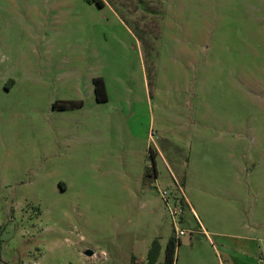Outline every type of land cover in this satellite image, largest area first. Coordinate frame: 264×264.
I'll use <instances>...</instances> for the list:
<instances>
[{
    "label": "rangeland",
    "instance_id": "374dc122",
    "mask_svg": "<svg viewBox=\"0 0 264 264\" xmlns=\"http://www.w3.org/2000/svg\"><path fill=\"white\" fill-rule=\"evenodd\" d=\"M171 237L173 264H264V0H0V264Z\"/></svg>",
    "mask_w": 264,
    "mask_h": 264
},
{
    "label": "trees",
    "instance_id": "16d2710c",
    "mask_svg": "<svg viewBox=\"0 0 264 264\" xmlns=\"http://www.w3.org/2000/svg\"><path fill=\"white\" fill-rule=\"evenodd\" d=\"M89 3H94L99 7H102L104 5V0H86ZM93 85H94V92L96 95V100L98 102H104L106 101V94H105V87L103 84V81L96 77L93 79ZM65 107V104L60 103L59 108L63 109ZM146 175H149L150 169L147 168L146 170ZM181 204L184 207H186V202L183 197H180ZM175 250H176V242L174 238H170L166 244L165 250H164V256H163V261L161 264H173L174 263V255H175ZM159 254V246L156 243V241H153L149 251H148V263L152 264L156 261L157 257Z\"/></svg>",
    "mask_w": 264,
    "mask_h": 264
},
{
    "label": "built area",
    "instance_id": "2783aa9c",
    "mask_svg": "<svg viewBox=\"0 0 264 264\" xmlns=\"http://www.w3.org/2000/svg\"><path fill=\"white\" fill-rule=\"evenodd\" d=\"M159 194L165 201V204L174 224V230L176 232V235L180 236L185 234L184 229L178 226V223L181 221L182 214L184 212V208L180 201V196L176 194H171L168 190H163ZM170 199H172L173 203H170Z\"/></svg>",
    "mask_w": 264,
    "mask_h": 264
},
{
    "label": "crops",
    "instance_id": "0c3cea01",
    "mask_svg": "<svg viewBox=\"0 0 264 264\" xmlns=\"http://www.w3.org/2000/svg\"><path fill=\"white\" fill-rule=\"evenodd\" d=\"M187 207L189 209V212L193 215V216H197V218L199 219V225L201 228L202 232L208 233L207 229L205 228L204 222L200 219L199 214L197 212V209L192 205V203H190V200L188 201L185 197H183Z\"/></svg>",
    "mask_w": 264,
    "mask_h": 264
},
{
    "label": "water",
    "instance_id": "95a60500",
    "mask_svg": "<svg viewBox=\"0 0 264 264\" xmlns=\"http://www.w3.org/2000/svg\"><path fill=\"white\" fill-rule=\"evenodd\" d=\"M86 254H91V252L90 251H86Z\"/></svg>",
    "mask_w": 264,
    "mask_h": 264
}]
</instances>
